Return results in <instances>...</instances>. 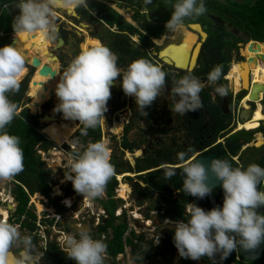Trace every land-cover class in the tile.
Masks as SVG:
<instances>
[{"label": "clouds", "instance_id": "clouds-1", "mask_svg": "<svg viewBox=\"0 0 264 264\" xmlns=\"http://www.w3.org/2000/svg\"><path fill=\"white\" fill-rule=\"evenodd\" d=\"M144 2L148 4L151 0ZM15 9L16 15L11 23L14 35L17 37L18 34L31 35L38 32L50 44L59 36L57 9L73 13L76 9L91 12L88 0H15ZM206 12V0H174L164 28L168 34L183 33L187 27L186 21ZM117 60L118 56L108 46L95 43L92 46H82L61 76L57 70L60 76L55 86L58 103L53 112L61 113L65 120L78 121L82 126V135L104 121L106 104L111 96L110 87L117 84L118 76L121 90L126 96L133 98L141 116L147 115L146 107L163 92L168 73L161 66L141 57L131 61L122 70L117 66ZM240 61L243 60L237 62ZM25 71V57L17 42L15 45L0 46V182L12 181L24 169L20 137L10 134L7 126L17 116V104L9 96L19 91ZM222 73V65H215L207 73L206 79L209 85L214 86V92L218 96L225 97L231 89L228 84H217ZM203 87L204 84L191 70L178 79H173L170 111L183 116L187 112L203 108L199 95ZM263 96L264 91L261 101ZM29 99L31 100L28 95ZM261 101L258 100L257 103ZM27 103L28 101L26 107ZM262 106L264 113V105ZM113 121L117 123V120ZM259 122L264 124L263 120ZM261 123L256 129L249 131L257 130L262 126ZM125 150V153H129L128 148ZM191 151L189 148L177 153V160L182 162L179 174L174 167H165L162 171L163 179L168 181L175 175H182L183 193L203 199L213 191L208 183L211 176L220 182L223 198L220 206L209 210L195 203H187L186 220L165 222L174 224L172 242L178 256L191 260L207 257L212 264H216L217 254L219 260L223 261L238 249H256L264 242V214L257 211L258 207L264 206V167L257 163L234 167L228 160L221 158H213L204 164L196 157H190ZM67 165L64 180L71 182L76 193L65 198L71 201L73 196L79 194L90 201L102 198L107 182L114 175L106 139L89 142L82 150L69 154ZM114 176L118 185L123 183L120 174ZM258 185L261 186L259 189ZM65 198L59 203L67 209L72 202L67 205L69 201L64 200ZM6 217L0 218V264H7L9 257L11 264H41L43 252L34 243L32 234L22 232L19 225L8 222ZM44 230L43 228L42 231ZM158 243L157 234L153 244ZM62 245L67 257L75 264H105L107 244L102 239L94 238L87 229H80L76 234H65ZM129 264H135V261L130 260Z\"/></svg>", "mask_w": 264, "mask_h": 264}, {"label": "flooded vegetation", "instance_id": "flooded-vegetation-1", "mask_svg": "<svg viewBox=\"0 0 264 264\" xmlns=\"http://www.w3.org/2000/svg\"><path fill=\"white\" fill-rule=\"evenodd\" d=\"M117 9H130L129 12H131V14L129 19L135 21L137 23L135 25L126 21L117 10L116 12L125 23L134 29L133 32L128 30L120 31L115 24L108 27L102 22L100 24L97 23L103 28L101 29L103 32L101 34L99 30L94 29L93 26V19L97 20L96 18H93L85 10L82 13H77L75 10V13L79 19H83V24H85L86 28H90L88 29L89 32H87V35L92 37L91 33L95 34V37H92V39L94 38L93 40L96 43H102L105 45L109 42V37L113 38V34L123 35L124 38L119 39V42L122 44L125 57H127L131 51H137L140 55L145 54V59L161 66V68L168 73L163 92L150 106L146 107L145 111L147 112V115L141 116L137 111L133 98L126 96L121 90L118 84L120 77H117V84L110 87L111 96L107 101V111L105 112V114L107 112L110 113L107 114L108 117L121 122L119 135L116 139L113 138V141H117L113 146L109 147L110 160L114 159L113 156L118 157L115 153L116 149H118L121 154L124 153L126 155V158H118L119 162H125V160H127L126 162L132 170L120 173L119 177H123V183H120L122 186V192L119 194L121 188L120 184H117L118 188L113 196H111L116 200V207H114L112 211L114 219L112 221L111 216L98 204L97 200H94L96 207L94 208V205L91 208L86 209L85 215L78 213L76 216V213L72 212V222L64 224V221L58 220L59 225L54 223L51 224L52 229L54 227L55 229L58 228L54 232L55 235L51 241H55L59 254L54 252L52 248L48 246V243L51 241L48 240L43 242V240H47L43 236L46 232L43 231V234L39 235L43 245L39 246L38 249L42 247V250H39L42 251L43 254L44 251L47 250L62 261L69 260L75 264L72 259L67 257L66 251L62 245V238L65 234L78 233V230L69 227L71 223H75L77 226L86 224L94 238L102 239L107 244L105 264H129L130 260H134L135 264H212L207 257L198 260L180 258L172 242L174 224L165 222L186 220L187 203H195L197 206L205 210H209L214 206H220L223 198L222 189L220 187H214L212 188L213 191L210 196H205L203 199H197L183 193L181 190L182 175H175L170 180L165 181L162 177V171L165 167H174L176 169L175 171L179 174L182 162L177 160V153L187 151L189 148L192 149L189 156L196 157V159L213 154L216 158L228 160L234 167L247 166L250 163H257L264 167V151L262 150L264 147V141L258 134H256V132H261L259 130L260 127L255 130L256 132H253V139H250L249 141L236 137L238 131H249L257 128V126L249 127L250 129L245 128L244 124L249 120L239 124L237 122L238 113L241 109L248 108L246 104L248 101V90L242 89L240 82L239 86H237L236 81L239 80L241 64L245 61V58L248 59L243 51L245 44L248 42H240V39H245L243 31L232 27L229 22L219 16L223 22V26L221 27L219 23V25L216 26L225 28L228 32L224 37L225 39L228 38L225 43H231L235 38H238L239 40L234 41V46L228 48L230 55L228 61L222 59L219 63L213 65H211L208 59L202 63L201 54L204 42L201 43L195 65L191 71L192 74L197 76L204 84V87L199 94L203 108L179 116L170 111V88L173 79H178L189 70L178 69L172 65H165L157 58V56L151 55L152 51L157 52L168 44L165 43L163 46L160 45L161 47H159V45L152 41L156 38L153 33V27L158 26L156 22L153 23L152 35H148L151 29L143 30L141 28L140 20L134 17V8L117 6ZM143 13L146 15L147 11L145 12L144 10ZM87 15L88 17L90 15L92 19H88ZM71 16L73 17V15ZM158 23L161 25L164 22ZM201 28L204 31L202 25ZM75 29H73V32H70L64 29L61 24L58 26L59 31H66L70 35L69 37L67 34L64 39L59 36V38L63 40V44L65 43L66 45L69 39L74 38V40H71L70 42L71 46L67 53L64 52L62 54V50H58L63 44L58 47L57 51L53 50L60 65H62L63 60L61 57H63V55L70 52V59H72L71 56L73 57V53L76 55L78 52V46L81 43L80 39L83 38L74 32ZM107 30L111 32L107 33ZM189 32L193 33L191 31ZM205 32L208 35L209 32ZM140 34L147 36V39H149L154 46L148 48L145 47ZM172 35L174 34H171V36ZM184 38L186 37L181 35L180 43ZM197 40H200V38H197L196 41ZM196 41H194V43ZM131 42L137 43L145 50V52L141 53L130 44ZM180 43L174 44L178 45ZM226 54L228 55L227 52ZM240 59L243 61H240L239 64L235 65L234 62H237ZM127 60L128 58L123 61L117 60V66L122 70L126 69L128 65ZM218 64L222 65V67L224 65L227 66L226 72H223L222 78L217 81V84L230 85L231 90L225 97L218 96L214 92V86L209 85L206 79L207 73ZM26 65L28 67V64ZM30 71H33V74L35 72L34 69ZM233 75H235V79ZM250 75L251 73H249L248 76V83H250ZM30 80L31 78L29 79V82ZM259 103L264 105V99ZM133 123L138 126L136 130L139 132V135L136 139H130L134 133L131 135L128 134L133 127ZM124 136L127 138L128 142L131 143V148L128 149L130 154L125 153L126 150L122 147ZM237 144L240 145L237 152L232 153L231 148ZM253 144H255L254 148L258 149L257 153L254 152V158L257 159V161H251L248 163L245 159V153L248 148L253 147ZM145 160H148L150 163L152 162V164L142 170H135L136 162L143 163ZM126 175L130 176L128 179H131L129 184L125 181ZM108 198L107 194L103 192L102 199L104 202H107ZM257 211L264 213V206H260V209H257ZM123 224L125 227H123ZM66 226L70 229L68 230ZM39 232L41 231L39 230ZM115 233H121L122 235V249L116 253L115 256H111L108 252V245L111 240H113ZM48 234L49 232L46 233V235ZM157 234L159 236V243L153 244L155 242V235ZM64 256L66 258H64ZM140 257H142L141 260ZM215 261L216 264H246V261L253 262L249 259L242 258L237 251L232 252L223 261L219 260L217 254ZM41 264H44L43 258H41Z\"/></svg>", "mask_w": 264, "mask_h": 264}, {"label": "trees", "instance_id": "trees-1", "mask_svg": "<svg viewBox=\"0 0 264 264\" xmlns=\"http://www.w3.org/2000/svg\"><path fill=\"white\" fill-rule=\"evenodd\" d=\"M108 1L116 2L118 7L134 8V17L140 20L141 28L143 30L151 29V32L148 33V35H152V27L154 22H156L159 26L160 23L158 22H164V18L170 17L172 3L174 2V0H151V3L145 4L144 0ZM88 2H90V9L98 6V17L101 16L106 18L103 20L93 19L94 23L100 24L103 22L108 27L115 24L120 31L128 30L130 32H133L134 29H132L127 23H125L114 9L103 3L89 0ZM206 8V14L198 18L186 21V23H198L203 26L204 32H209L203 44V51L201 54L202 63L206 59H208L211 65L219 63L222 59L228 61L230 57L228 48L234 46V41L239 40L235 38L233 42H229L228 44L225 43L224 37L228 33L227 30H225V28H220L219 26H213L212 22L206 16L207 13H215L216 15L221 16L223 19L229 22L232 27L243 31V33L245 34V39H240V42H248L250 40L262 42L264 40V0H206ZM144 10L147 11L146 15L143 13ZM76 12L82 13L84 12V9H76ZM14 15H16L15 0H0V46H4L7 44L15 45V43L17 42V46L24 54L25 61L30 63L31 57L33 56L31 43V37L33 36V34H18L16 37L11 27ZM89 18L91 17L89 16L88 19ZM202 18L204 20H202ZM59 32L60 37H62L63 39L68 34L66 31L62 32L60 30ZM106 32L110 33L111 31L107 30ZM91 36L95 37V34L91 33ZM112 36L113 38L109 37L110 40L105 45L108 46L118 56L119 61H123L128 58L127 61L129 64L135 59L145 57V54L140 55V53H138L137 51H131L130 54L125 57L122 44H120L119 42V39L124 38L123 35L113 34ZM140 37L144 41L145 47L148 48L154 46V44L149 39H147V36L140 34ZM226 52L228 53V55L226 54ZM68 63V61H62V66L66 67ZM25 67H27L26 64ZM63 70L64 68L61 71L62 73ZM226 70L227 66L224 65L223 72H226ZM30 75L31 72H28L23 77V79H21L19 91L9 96V98L17 104V116L13 119L12 123L7 126V131L10 134H14L20 137L21 147L24 155V169L22 172L16 175L12 181H10L12 187H10L9 191L16 205L14 211H8L9 215L7 221L19 225L21 230L32 234L33 241L37 245L39 239L38 224L48 222V225H51L52 223L59 225V222L53 217H56V214H62L66 210V208L59 203V196H50L51 186L56 185L55 181L52 178L53 169L46 165L40 154L41 152L45 153L54 146L52 141L47 139V137L43 133H41V129L45 127L46 124L40 122V116L30 113L28 108L25 106V90L27 89ZM41 108L44 110L47 109L48 102L43 103ZM81 127L82 126L80 125L77 130L69 137V143L62 144V148L67 154H72L75 151L82 150V148L89 142L100 140V125H98L95 129H88L87 133L84 135L81 134ZM119 128L120 125L118 123H114L112 127L113 133H119ZM55 133L56 132H50L47 134V136L51 137ZM57 136L60 135H54L51 140H54V138H56ZM59 139L61 140V137H58V140ZM72 143L80 145V149L72 147ZM239 146V144L233 146L231 148V152H237ZM122 147L125 149L131 148V143L128 142L125 136L122 140ZM251 148L254 149L256 153L258 152V149H255L254 147ZM254 156L255 153L251 155L250 160L252 162L257 161ZM113 158L114 159L111 160V163L114 165V175L132 170L126 161L119 162V159L117 157L113 156ZM150 164H152V162L150 163L148 160L143 161V163L136 162L135 170H142L143 168L148 167ZM114 175L107 182L104 189V192L109 197L108 201L104 202L102 198L95 199L98 201V204L102 208H104L105 211L111 216L112 221L114 219L112 211L113 208L116 207V200H114L111 196H113L114 192L116 191L118 184V181L116 180ZM120 188L121 190L119 194L122 192L121 184ZM75 193L76 192L72 188V184L70 181H68L65 186L62 187L63 197H70ZM31 195L33 196L31 198L33 199V204H35V198L40 196L44 197L47 201V205L52 207V214L45 210H41L40 212H37L38 215L42 217L38 220L36 214L37 209L35 211L32 203L29 201V197ZM123 227H125L124 224ZM66 228L68 230L70 229L67 226ZM44 231L46 233L49 232L47 229H45ZM121 238V233H115L113 240H111V242L109 243L108 252L111 256H115L116 253L121 251ZM48 246L52 248L54 252L59 254L55 241L49 242ZM39 249L42 250V247H40ZM64 258L66 257L64 256ZM256 263L264 264V258L257 260Z\"/></svg>", "mask_w": 264, "mask_h": 264}, {"label": "rangeland", "instance_id": "rangeland-1", "mask_svg": "<svg viewBox=\"0 0 264 264\" xmlns=\"http://www.w3.org/2000/svg\"><path fill=\"white\" fill-rule=\"evenodd\" d=\"M113 7H117L115 4ZM122 12H119L120 15H122V17L124 19H126V21H129L131 23H133V25L137 24L135 21H131L129 18L131 12H129L130 9H126V10H123V9H120ZM57 16H56V24L57 26H59L61 24V26H63L64 29H66L67 31H70V32H73V29H75V26H76V29L77 31H81V30H84L83 32H85V34H87L88 29H90L89 27L88 28H82L80 27V25L76 22L74 23L71 19H70V16L66 13L65 10H62V9H57ZM207 14H211V15H216L215 13H207ZM217 16V15H216ZM63 17V19L61 18ZM169 18H164V23H162L161 25L159 26H154L153 27V33L155 34V37L152 41L154 43H156L157 45H159V47H161L160 45L163 46V44L165 43H177V42H180L181 40V34H174L171 36V34H168L166 32V29L163 27L165 22L168 20ZM202 20H204L202 18ZM77 21H80L81 23H84L83 21H81L80 19H77ZM187 24V23H186ZM219 25V24H217ZM94 29H97L99 30V32L102 34V30L103 29L102 27H100V25H98L97 23H94ZM74 27V28H73ZM78 27V28H77ZM80 29V30H79ZM187 29V28H186ZM227 29V28H226ZM150 30V29H149ZM81 31V33H83ZM151 32V30H150ZM38 33V32H37ZM37 33H33V36L31 37V43L33 44V39L35 37V35ZM163 35V36H161ZM87 35H85V38L84 39H80V44H79V49H78V52L80 51L81 47L82 46H92L94 45L96 42L92 39V38H88L86 37ZM80 37V36H79ZM167 37V38H165ZM228 38L225 39V41L227 40ZM238 39V38H237ZM88 40H91V41H88ZM55 42L51 43L49 46H47L48 48V51L51 52L54 56H56L53 52V49H50L53 44ZM227 44L229 42H226ZM246 43V42H245ZM31 46V44H30ZM241 46V45H240ZM244 51V50H243ZM36 52L34 51L33 52V55H35ZM75 53H73V56H74ZM38 55V53H37ZM72 58V56H71ZM69 60H71L69 58ZM264 64V62H261ZM46 64H53L55 67H56V70H58L60 73V76L62 75V69L65 68L63 67L62 65L60 66V63L56 61H47ZM239 64V62L235 63V65ZM26 68V72L25 74L23 75V77L28 73V72H31V71H28L27 67ZM33 72V71H32ZM31 72V75H30V78L32 79L34 74ZM58 75V74H57ZM60 76L58 75V79L60 78ZM22 77V78H23ZM40 85L42 84V86L46 87L49 85V79L47 76H44L42 81L39 82ZM28 95L30 96L31 100L29 99L28 100V103H27V108L29 110L30 113L32 114H37L38 116H40L39 118V121L41 122L42 121V116L44 114H52L54 116H56L58 118V120H56V123L57 124H63L64 122L67 123V124H71L74 123L77 125V127L75 128L77 130V128L80 126H78V121H71V120H65L62 118V115L61 113L59 112H53V108L54 106L58 103V101L56 100L57 97L55 96V92L53 93L52 96L49 95H46L44 97H37L36 94H35V91H28ZM30 101V102H29ZM48 102V108L47 109H42L40 108L41 106V103H46ZM32 105V106H31ZM107 114H110L109 112H107L106 114L104 113V121L101 122V128H100V132H101V137H100V140H103V139H106L108 141V146L111 147L113 146L117 140L113 141V138L110 137V131H112V127L114 125V119L111 118V117H108ZM44 123L46 124V126L48 124H50L49 122L47 121H44ZM117 123L120 125V121L118 120ZM261 122H259L258 124L260 125ZM110 124H112L110 126ZM75 125V126H76ZM45 126V127H46ZM109 126H110V130H109ZM257 126V124L255 125V127ZM43 127V128H45ZM137 124H134L133 123V127L130 129L129 131V135H131L132 133H134L133 136L130 137V139H133V138H137L138 135H139V132L136 130L137 128ZM43 128L41 129V133H43L47 139H52L54 135H60V136H57L56 138H54V144L55 146L51 147L48 151H46L45 153H40L41 154V157L42 159L45 161L46 165L48 167H51L53 169V175H52V178L53 180L55 181L56 185H52L51 188H50V196L51 197H54L55 195L59 196L60 200L59 201H63V195H62V187L65 186V184L68 182L67 180H64V174L65 172L67 171V162H68V157H69V154H67L63 148H62V142L66 143L68 142V137L71 135H68L66 137L62 136L61 134L59 133H55L54 135H52L51 137L50 136H47V134H45L42 130ZM74 130V132L76 131ZM259 130L261 131V133H263L264 135V125H262V127L259 128ZM113 132V131H112ZM253 132H256V131H238L236 133V137L237 138H242L246 141H249L250 139H253ZM58 137H61V140L59 139L58 140ZM116 139V137H114ZM62 141V142H60ZM59 142V143H58ZM69 143V142H68ZM72 147H76L77 149H80V145L76 144V143H72ZM262 150L264 151V147L262 148ZM58 153H57V152ZM53 152V153H52ZM254 149L252 148H248L247 152L245 153L246 156H245V159L246 161H248V163L251 162V155L254 153ZM55 153V154H54ZM115 153L117 154L118 158H126V155L124 153L121 154L120 151H118V149H116ZM59 154V155H58ZM52 160V161H51ZM127 161V160H126ZM65 171V172H64ZM128 178H130V176L126 175L125 176V181L127 182V184L130 183V180H128ZM63 181V182H62ZM123 181V180H122ZM10 187H12L10 181L9 182H0V211H4L6 213V219L8 218V209H7V204L8 203H12L11 205L15 206L16 203L14 202L13 200V197L9 191ZM56 188L60 189V194H57L56 192ZM103 196V195H102ZM33 196L31 195L29 197V201L32 203V198ZM75 202L71 204V207L70 208H67V210H65L62 214H59L58 217H53L55 220H61V221H64V224H68L70 222H72L73 220L71 219L72 217V212H76V213H82V214H85L83 212L86 211V208L85 207H92L94 206V208L96 207V204L94 202V200L90 201L88 200L87 198L83 197L81 194L77 195L75 198ZM38 202H41V203H38ZM72 202V200L70 201V203ZM34 203L36 204V207H35V204L32 203L33 205V208L34 210L36 211V208H37V211L40 212L41 210L43 209H47V210H51L52 211V207L45 204L46 203V199L42 196L40 197H37L34 199ZM65 205V204H64ZM93 208V210H94ZM36 211V214H37V217L38 218H42L41 216L38 215ZM261 214H264V213H261ZM0 216H1V219L4 218V215L2 214V212L0 213ZM45 218V217H43ZM41 228H44V229H47L49 230V234L46 235V233L43 234V232H40L39 235H42L44 236L45 239L47 240H43V242L45 241H51L53 240V236L55 235V231L58 229L55 227L52 229L51 225H48V222H44L43 224H41ZM40 229V228H39ZM21 230V229H20ZM22 232H25L23 230H21ZM45 232V231H44ZM43 245L42 244V241H41V238L39 237L38 239V244H37V247ZM246 264H257L256 262H247L246 261Z\"/></svg>", "mask_w": 264, "mask_h": 264}, {"label": "bare ground", "instance_id": "bare-ground-1", "mask_svg": "<svg viewBox=\"0 0 264 264\" xmlns=\"http://www.w3.org/2000/svg\"><path fill=\"white\" fill-rule=\"evenodd\" d=\"M117 11L122 12L121 10H118V9H117ZM69 13H71V12H69ZM81 27L84 28L85 25H82ZM192 27L195 30H198L197 26H192ZM82 32H83V30H82ZM189 33L190 32L185 29V31L183 33H181V35L183 37H186V38L182 39L181 43L178 45H175L174 43H172L171 45L164 47L161 50L159 56L161 58H163L166 62L173 63L177 68H183V69L186 68L189 53H190L192 47L194 46V44L196 43V42L194 43V41H196V39L198 38V37L196 38L195 33H190V34ZM88 41H91V40H88ZM49 45H50V43H47L43 39V37L41 36L40 33H37L35 35V37L33 39V44H32V52L35 51L36 52L35 55H37V53H38L37 56H38V59L40 60V64H43V63L46 64L47 61H54V58H52V55L49 54V51L47 48V46H49ZM198 47H199V45H197L195 50H194V53L192 56V61L190 64L191 68L194 65V60H195L197 52H198ZM248 47H249V42L246 43L245 47H244V52H245V55L247 56L248 60H245L241 64L239 80H236L237 86H239V82H240L242 88H247L249 73H251L252 84L253 83L264 84V64L261 63L264 61L260 62V60H257L255 58L256 54H261L264 56V46L262 44H259V50L258 51L253 50V47H254L253 45H252V50L248 51ZM50 67L52 69L56 70V67L53 64L50 65ZM233 76L235 79V75H233ZM43 77L44 76H40L38 73H35L33 78H32V82L34 83V85L32 83H30V85H29L30 86L29 91L30 92L35 91V94L37 97H44L46 95H49L50 91H52V93H54L55 92V86H56L57 82L59 81L58 75L56 73H55L54 78H49L47 76L49 79V85L44 87V86H42V84L40 85V83H39L40 81H42ZM234 83H235V81H234ZM44 88H45V91H44ZM56 100L58 101V99H56ZM262 109H263V106L261 104L257 103L256 109L254 110V112L251 116V119L244 124L245 128L250 129L251 123L256 122L255 124H257V126H258L257 121H259V120L264 121V113L262 112ZM47 115L49 117H51L52 119H49L48 117L44 119V121H47L50 123L45 128H43V130H42L45 134H48L50 132H56V133L61 134L64 137H66L74 131V127H75L74 123H73V125H69L65 122L63 124H57L55 119H54V117H55L54 115H52V114H47ZM71 121H74V120H71ZM71 124H72V122H71ZM56 191H57L56 192L57 194H60V189L56 188ZM64 200L69 201V203L67 205L70 204L69 198H65ZM32 201H33V199H32ZM43 210L52 214L51 210H47V209H43ZM1 212L4 215V219H5L6 213L3 210L0 211V213ZM55 216H57V215H55ZM82 228L85 229V227H82ZM7 264H11V258L10 257L8 258Z\"/></svg>", "mask_w": 264, "mask_h": 264}, {"label": "water", "instance_id": "water-1", "mask_svg": "<svg viewBox=\"0 0 264 264\" xmlns=\"http://www.w3.org/2000/svg\"><path fill=\"white\" fill-rule=\"evenodd\" d=\"M67 13H69V12H67ZM69 14L70 15H73V16H76L77 15L75 12L74 13L71 12ZM206 16H207V18L211 22H213V26H216L218 23L220 24L221 27L223 26V22H222V20H221V18L219 16L211 15V14H207ZM81 24L82 25H85L83 23H81ZM192 26H197L198 27V30H195ZM186 28L188 30H190L191 32L195 33L197 35V37L200 38V40H197L196 43L194 44V46L192 47V49H191V51L189 53L187 67L184 68V69H187V70H191L194 67V65H195L196 58H197L198 52L200 50L201 43L205 41V39L207 37V34H206V32H204L202 30L201 25L198 24V23H187V27ZM71 40H74V38H72ZM61 44H63V40L61 38H58L57 43H56L55 47L53 48V50H56L58 47H60ZM130 44H132L141 53H144L145 52V50L142 47H140L137 43L131 42ZM171 44L172 43H168L165 47H167V46H169ZM259 44H262L264 46V40L262 42H258L256 40L249 41L248 51L249 50H252V45L254 46L253 47V50L254 51H258L259 50ZM197 45H199L198 52H197L196 58L194 60V65L191 68L190 67V64H191V61H192V56H193L194 50H195V48H196ZM161 50L162 49H160L157 52L156 51H152V54L151 55L157 56V58L160 59L161 62L164 63L165 65H172L175 68H177L173 63L166 62L163 58H161L159 56ZM49 54H51L52 55V58H54V61H56L57 57L54 56L52 53H49ZM255 58L257 60L264 61V56L261 55V54H256L255 55ZM245 60H248V59L245 58ZM25 63L28 64V67H27L28 71H30L32 69L35 70L34 74L35 73H38L40 76H48L49 78H54L55 73L57 74V70H54V69H52L50 67V65H52V64H45V63L40 64V60L38 59V57L36 55H33L31 57L30 63L29 62H26V61H25ZM178 69H183V68H178ZM30 83H32L34 85V83L32 82V79L30 80V82L28 84V87L25 90V97H24V101L25 102L28 101V91H29V88H30V86H29ZM242 89H247L248 90V101L246 102L248 108L241 109V111L238 113V122H245V121L250 120L251 114L256 109V103L259 100L258 95H259L260 92H263L264 91V85L263 84H259V83H253V84H251L249 86V83H248L247 88H242ZM44 91H45V88H44ZM49 94H50V96H52L53 95L52 91H50ZM47 117L49 119H52L47 114H44L42 116V121L41 122H44V119L47 118ZM54 119L56 121L57 120V117L55 116ZM262 125H264V124L262 123ZM213 158H216V157L213 154H210V155H206V156L197 158V160L201 161L204 164H207ZM208 183L212 186V188H214V187H220V182L217 181V180H215L211 176L209 177ZM257 187L259 189L260 188V185H258ZM7 209L9 211H14L15 210V206H13L10 203H8L7 204ZM257 209L259 210L260 207H258ZM69 227L72 228V229L78 230V231L80 229H84L82 227H85V229L89 230L86 224H81V225L77 226V224L71 223L69 225ZM237 252L244 259H249V260H251L253 262L254 261H257L258 259L264 258V242H262L256 249L248 250V251L239 250L238 249ZM42 258H43L44 264H73L72 261H69V260L68 261H62L57 256L52 255L47 250L44 251V254H43V257ZM215 259H216V257H215Z\"/></svg>", "mask_w": 264, "mask_h": 264}, {"label": "crops", "instance_id": "crops-1", "mask_svg": "<svg viewBox=\"0 0 264 264\" xmlns=\"http://www.w3.org/2000/svg\"><path fill=\"white\" fill-rule=\"evenodd\" d=\"M89 1H95V2H99V3H103V4H105V5H107V6H109V7H111L112 9H114L115 11L117 10V7H113L114 6V4L115 5H117V3L116 2H110V1H108V0H89ZM89 4H90V2H89ZM98 6H95V7H93V8H91L92 10H91V12H87L88 14H90L93 18H96L97 20H103V19H106L105 17H98L97 16V10H98V8H97ZM66 13H67V11H66ZM69 16H70V19L74 22V23H78L79 25H80V27L82 26V24H81V22L80 21H77V19H79V17L78 16H71L69 13H67ZM89 15V16H90ZM85 16H86V14H85ZM87 17H88V15H87ZM62 19H63V17H61ZM80 20L81 21H83V19H81L80 18ZM75 28H76V26H75ZM85 28H86V26H85ZM80 30V29H79ZM82 31V30H81ZM83 31H85V29L83 30ZM190 31V30H189ZM58 32H59V30H58ZM77 35H80L83 39L85 38V35H87V34H85V32L84 33H81L80 31H77V30H75L74 31ZM59 36H60V32H59ZM59 36H58V38H59ZM68 36L70 37V35L68 34ZM161 36H163V35H161ZM86 37H88V38H92V37H89L88 35L86 36ZM94 39V38H93ZM58 40V39H57ZM57 40L55 41V43L53 44V46L50 48V49H53L54 47H55V45H56V43H57ZM96 40V39H95ZM71 39H69L68 40V43L65 45V43L60 47V49H58V50H62V54L64 53V52H68V49L70 48V46H71ZM57 49H56V51H57ZM50 53V52H49ZM61 54V55H62ZM62 58V60L63 61H68V62H70V60H69V58H70V52L68 53V54H66V55H63V57H61ZM57 60V59H56ZM58 62V61H57ZM61 66V65H60ZM264 97V96H263ZM57 120H58V118H57ZM258 122V121H257ZM256 123V122H255ZM255 123H251L250 124V127H255ZM70 125H73V123L72 124H70ZM74 125H76V124H74ZM100 125V128H101V123L99 124ZM120 125H121V123H120ZM261 125H262V123H261ZM78 126H79V124H78ZM77 127V125L74 127V130H76L75 128ZM74 133V131L71 133V134H73ZM256 134H258L260 137H261V139H263V141H264V135H263V133H261V132H256ZM249 145V144H248ZM255 146V144H253V147Z\"/></svg>", "mask_w": 264, "mask_h": 264}, {"label": "built area", "instance_id": "built-area-1", "mask_svg": "<svg viewBox=\"0 0 264 264\" xmlns=\"http://www.w3.org/2000/svg\"><path fill=\"white\" fill-rule=\"evenodd\" d=\"M252 84V81H251V75H250V85ZM259 101H261V99H262V92L261 93H259ZM109 130H110V126H109ZM110 133V137H118V135H119V133H113L112 131H110L109 132ZM75 197L73 196L72 197V203H74L75 202V199H74ZM76 213V212H75ZM76 216H77V213L75 214ZM38 218V217H37ZM39 219V218H38ZM39 225V230L42 232V230H43V228H41L42 226H41V224L39 223L38 224ZM40 233V232H39Z\"/></svg>", "mask_w": 264, "mask_h": 264}]
</instances>
